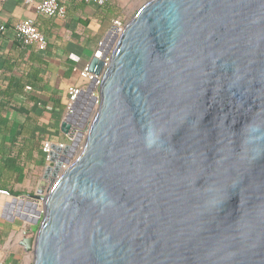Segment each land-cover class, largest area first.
I'll use <instances>...</instances> for the list:
<instances>
[{
  "label": "water",
  "instance_id": "obj_1",
  "mask_svg": "<svg viewBox=\"0 0 264 264\" xmlns=\"http://www.w3.org/2000/svg\"><path fill=\"white\" fill-rule=\"evenodd\" d=\"M110 47L81 151L30 195L32 264H264V0H148L90 73Z\"/></svg>",
  "mask_w": 264,
  "mask_h": 264
},
{
  "label": "crops",
  "instance_id": "obj_2",
  "mask_svg": "<svg viewBox=\"0 0 264 264\" xmlns=\"http://www.w3.org/2000/svg\"><path fill=\"white\" fill-rule=\"evenodd\" d=\"M59 1L66 6L64 17L40 15L25 8L21 0L0 2V22L6 25L0 33V122L8 126L6 132L0 130V149L4 152L0 164L19 155L27 157L15 168L26 175L9 182L11 190L39 166L44 183L42 145L46 141L65 142L61 124L67 115V90L71 86L86 87L79 73L95 55L112 20L120 15L124 0H112L105 7L79 0ZM26 17L33 18L45 36L46 50L39 51L34 45L24 47L15 39L12 27ZM6 231L0 218V247ZM23 237L22 233L17 237L16 247H23ZM16 260L14 254L7 263Z\"/></svg>",
  "mask_w": 264,
  "mask_h": 264
},
{
  "label": "built area",
  "instance_id": "obj_3",
  "mask_svg": "<svg viewBox=\"0 0 264 264\" xmlns=\"http://www.w3.org/2000/svg\"><path fill=\"white\" fill-rule=\"evenodd\" d=\"M8 0H0V2H6ZM85 3L94 4L99 7H103L109 4L112 0H79ZM22 4L25 8H28L40 15L46 17H64L66 15V6L65 3L59 0H21ZM128 22V19L123 15H119L114 18L111 22V26L107 33H109L110 40L116 41V39L120 36L125 24ZM6 30V25L0 22V33ZM15 39L20 43V45L26 47L34 45L39 51H44L47 48V40L43 34L37 28V25L33 18L26 17L23 18L16 23H14L12 27ZM102 42V41H101ZM101 42H99V46H101ZM113 44H111V47ZM111 47L108 49V53L103 59V67L99 75H93L89 72L88 66L84 67L79 75L82 79L86 80L88 83L94 79V86L90 93V96L94 98L92 101V106L87 111L89 107V103L91 102L90 98H85L83 100H79L78 103V118L76 119L75 124H70L69 130L67 133H63L64 136L67 137L69 141L74 140L75 137H78L79 143L76 145V150L74 154L70 156H66L65 153V142H50L46 141L42 145V152L44 154V173L46 169H50L47 177L42 178L43 184L46 185L45 189L41 191L40 196L45 197L47 195L48 189L52 186L58 176L75 160L79 152L81 151L85 137L87 134V130L91 121L93 120L97 108L99 106V86L101 83V77L104 69L107 67L109 63V57L111 52ZM86 85V86H87ZM86 88V87H85ZM79 87L71 86L67 90V114L71 113V106L74 101L77 100L80 95V91L84 90ZM29 89V88H27ZM85 114V115H84ZM64 154V155H63ZM0 197L4 198H13V195L7 189H0ZM14 204L17 202L15 199ZM38 202L35 213H32L30 210L29 204H25L22 206L19 214L22 218L28 219L33 222L34 225H38L41 221L44 210L43 203L41 200H36ZM17 205V203L15 204ZM35 208V207H34ZM27 237H34L35 231H30L26 235ZM0 264H8L6 260L0 259Z\"/></svg>",
  "mask_w": 264,
  "mask_h": 264
},
{
  "label": "rangeland",
  "instance_id": "obj_4",
  "mask_svg": "<svg viewBox=\"0 0 264 264\" xmlns=\"http://www.w3.org/2000/svg\"><path fill=\"white\" fill-rule=\"evenodd\" d=\"M148 0H124L120 4V9L118 15H124L128 20L137 12V10ZM75 141V140H74ZM72 141L67 138L65 140L66 145H71ZM79 143V139L76 141ZM76 148L70 150L69 154H74ZM66 156L67 154L64 153ZM63 154V155H64ZM69 156V155H68ZM67 156V157H68ZM42 175V169L39 166L35 170L27 173L24 181L12 188L13 192H21L20 195H13V198L0 197V218L3 220L5 227L7 228L6 234L4 236V241L0 247V258L8 261L15 254L17 260L14 264H32L33 263V250L32 248H18L15 246L17 237L21 235L27 237V233L30 231H36L37 226L28 219L22 218L19 214L22 206L29 204L31 212L35 213L38 202L32 198L37 190H44L46 185L42 184L40 181V176ZM26 193V194H24ZM17 199V205L14 204V200ZM35 207V208H34ZM25 232V233H24Z\"/></svg>",
  "mask_w": 264,
  "mask_h": 264
},
{
  "label": "trees",
  "instance_id": "obj_5",
  "mask_svg": "<svg viewBox=\"0 0 264 264\" xmlns=\"http://www.w3.org/2000/svg\"><path fill=\"white\" fill-rule=\"evenodd\" d=\"M7 128H8L7 122H3V121L0 122V130L2 132H6ZM3 153L4 152L0 149V155ZM26 158H27L26 156L21 157L19 155L13 160H8L4 164H0V187H2L3 189L9 190L12 195L17 196V195L22 194L20 192H13L10 189V187H8V185H9V182H14V181L23 179L25 177V175H26L25 171H23L21 169L17 170L15 168H17V164L25 161ZM24 194H26V193H24Z\"/></svg>",
  "mask_w": 264,
  "mask_h": 264
}]
</instances>
